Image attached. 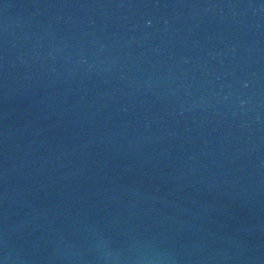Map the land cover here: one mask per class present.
I'll return each instance as SVG.
<instances>
[{
    "label": "water",
    "instance_id": "water-1",
    "mask_svg": "<svg viewBox=\"0 0 264 264\" xmlns=\"http://www.w3.org/2000/svg\"><path fill=\"white\" fill-rule=\"evenodd\" d=\"M0 264H264V0H0Z\"/></svg>",
    "mask_w": 264,
    "mask_h": 264
}]
</instances>
